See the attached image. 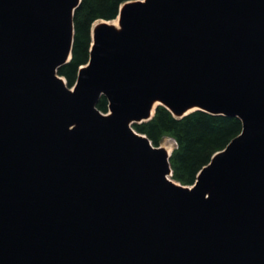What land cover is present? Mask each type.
<instances>
[{
  "label": "water",
  "instance_id": "95a60500",
  "mask_svg": "<svg viewBox=\"0 0 264 264\" xmlns=\"http://www.w3.org/2000/svg\"><path fill=\"white\" fill-rule=\"evenodd\" d=\"M80 2L0 0V264H264V0L126 2L69 89ZM155 101L241 121L192 186Z\"/></svg>",
  "mask_w": 264,
  "mask_h": 264
},
{
  "label": "trees",
  "instance_id": "16d2710c",
  "mask_svg": "<svg viewBox=\"0 0 264 264\" xmlns=\"http://www.w3.org/2000/svg\"><path fill=\"white\" fill-rule=\"evenodd\" d=\"M131 1L136 0H81L73 17L71 59L57 71L58 76L65 79L67 87L74 84L79 68L89 60L92 25L99 20L116 19L120 6ZM96 109L103 114L108 112V101L104 96L99 98ZM132 126L154 147H158L166 138L176 142L169 165L172 180L182 186H192L197 174L212 156L223 150L242 130L237 117L194 111L177 119L162 106L156 107L150 120L133 123Z\"/></svg>",
  "mask_w": 264,
  "mask_h": 264
},
{
  "label": "bare ground",
  "instance_id": "6f19581e",
  "mask_svg": "<svg viewBox=\"0 0 264 264\" xmlns=\"http://www.w3.org/2000/svg\"><path fill=\"white\" fill-rule=\"evenodd\" d=\"M107 25V26H111V27H113V28H115L117 31L118 30H120V26H119V17H117L115 20H113V21H104V20H100L97 24H93V29H92V32H93V30L95 29V27H97V25ZM159 104V102H157V101H155V102H153V104H152V107H151V114L153 113V109H154V107H156L157 105ZM196 108H191V109H188V110H186L185 112H184V114H188V113H190V112H192V111H194ZM170 144H168V146H167V144H163V146L161 147L164 151H165V153H167V154H170V152H171V150H170V147H171V145L169 146Z\"/></svg>",
  "mask_w": 264,
  "mask_h": 264
},
{
  "label": "rangeland",
  "instance_id": "374dc122",
  "mask_svg": "<svg viewBox=\"0 0 264 264\" xmlns=\"http://www.w3.org/2000/svg\"><path fill=\"white\" fill-rule=\"evenodd\" d=\"M115 20V19H114ZM99 21H97V22H95V24H97ZM93 27V26H92ZM92 29V28H91ZM91 43H92V35H91ZM62 78V77H61ZM76 82V81H75ZM75 82H74V84L71 86V87H68L69 89H72L73 87H74V85H75ZM103 114V113H102ZM105 114H108V112L107 113H105ZM104 114V115H105ZM131 129L134 131V129H133V126H132V124H131ZM135 132V131H134ZM163 144H167V146H168V144H170L171 145V147H170V150L172 151L173 150V148L175 147V142H174V140H172V139H170V138H166L165 140H163L162 141V143L159 145V146H163ZM169 145V146H170ZM170 178V177H169ZM170 180H172L171 178H170ZM173 181V180H172ZM174 182V181H173ZM177 184V183H176Z\"/></svg>",
  "mask_w": 264,
  "mask_h": 264
}]
</instances>
